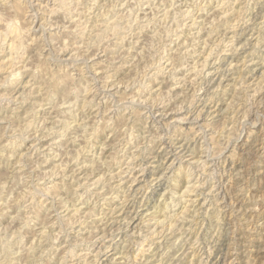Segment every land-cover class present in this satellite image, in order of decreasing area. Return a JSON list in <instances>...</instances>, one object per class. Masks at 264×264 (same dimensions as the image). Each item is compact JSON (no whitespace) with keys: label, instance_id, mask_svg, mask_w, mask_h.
I'll return each mask as SVG.
<instances>
[{"label":"rangeland","instance_id":"obj_1","mask_svg":"<svg viewBox=\"0 0 264 264\" xmlns=\"http://www.w3.org/2000/svg\"><path fill=\"white\" fill-rule=\"evenodd\" d=\"M77 263L264 264V0H0V264Z\"/></svg>","mask_w":264,"mask_h":264},{"label":"bare ground","instance_id":"obj_2","mask_svg":"<svg viewBox=\"0 0 264 264\" xmlns=\"http://www.w3.org/2000/svg\"><path fill=\"white\" fill-rule=\"evenodd\" d=\"M252 1V0H251ZM250 5V4H249ZM32 7V6H31ZM199 8V7H198ZM69 10V9H68ZM226 10V9H225ZM36 11V10H35ZM237 11V10H236ZM226 19V18H225ZM77 20V19H76ZM219 24V23H218ZM184 25V24H183ZM78 26V25H77ZM76 26V27H77ZM247 26V25H246ZM225 27V26H224ZM227 27V26H226ZM237 27V26H236ZM209 28V27H208ZM202 32V31H201ZM232 35V34H231ZM205 37V36H204ZM20 38V37H19ZM206 38V37H205ZM227 41V40H226ZM20 42H23V41H20ZM250 42V41H249ZM12 43V42H11ZM14 43V42H13ZM16 43V42H15ZM216 43V42H215ZM255 45V44H254ZM13 46V45H12ZM11 46V48H12ZM23 46V44H22ZM21 46V47H22ZM14 48V47H13ZM64 49V48H63ZM13 50V49H12ZM219 50V49H218ZM62 51V50H61ZM252 51V50H251ZM13 52V51H12ZM201 54V53H200ZM221 54V53H220ZM12 55V54H11ZM5 60V59H4ZM189 60V59H188ZM247 62V61H246ZM10 64V63H9ZM231 65V64H230ZM6 66V65H5ZM68 66V65H66ZM229 66V65H228ZM260 66V65H259ZM17 69V68H16ZM5 70V69H4ZM12 70V69H11ZM14 70V69H13ZM8 72V71H7ZM193 72V71H192ZM190 74V73H189ZM21 75V73H20ZM67 74H65L66 76ZM16 76V75H15ZM14 78V77H13ZM51 79V78H50ZM65 81V80H64ZM29 82V81H28ZM59 82V81H58ZM243 82V81H242ZM22 88V87H21ZM253 88V87H252ZM111 89V88H110ZM107 90V89H106ZM21 91V90H20ZM87 92V91H86ZM254 92V91H253ZM114 93V92H113ZM195 95V94H194ZM114 96V95H113ZM4 97V96H3ZM258 98V97H257ZM248 99V98H247ZM251 101V100H250ZM73 102V101H72ZM207 102V101H206ZM89 105V104H88ZM90 106V105H89ZM189 107V106H188ZM110 109V108H109ZM181 109V108H180ZM217 110V109H216ZM232 111V110H231ZM201 112V111H200ZM66 113V112H65ZM143 113V112H142ZM103 118V117H102ZM124 118V117H123ZM192 119V118H191ZM5 120V119H4ZM139 121V120H138ZM58 124V123H57ZM32 125V124H31ZM165 125V124H164ZM62 127V126H61ZM97 127V126H96ZM35 130V129H34ZM237 131V130H236ZM77 134V133H76ZM49 136V135H48ZM52 136V135H51ZM85 140V139H84ZM87 140V139H86ZM210 140V139H209ZM86 144V143H85ZM171 144V143H170ZM105 145V144H104ZM211 145V144H210ZM103 146V144H102ZM189 146V145H188ZM88 150V149H87ZM77 152V151H76ZM235 152V151H234ZM127 153V152H126ZM220 153V152H219ZM175 158V157H174ZM119 160V159H118ZM99 161V160H98ZM188 162V161H187ZM198 162V161H197ZM59 164V163H58ZM108 166V165H107ZM73 170V169H72ZM84 171V170H83ZM214 174V173H213ZM133 178V177H132ZM82 182V181H81ZM80 184V183H79ZM129 185V184H128ZM145 185V184H144ZM192 186V185H191ZM215 187V186H214ZM220 191V190H219ZM127 193V192H126ZM248 194V193H247ZM112 196V195H111ZM179 199V198H178ZM87 200V199H86ZM188 209V208H187ZM185 210V209H184ZM4 211V210H3ZM148 213V212H147ZM182 217V216H181ZM11 219V218H10ZM91 222V221H90ZM172 224V223H171ZM174 227V226H173ZM160 234V232H159ZM165 234V233H164ZM218 237V236H217ZM40 243V242H39ZM142 243V242H141ZM185 245V244H184ZM228 245V244H227ZM39 246V245H38ZM167 246V245H166ZM175 246V245H174ZM171 247V246H170ZM229 247V246H228ZM92 252V251H91ZM81 255V254H80ZM198 255V254H197ZM142 257V256H141ZM155 259V258H154ZM63 260V259H62ZM60 261V260H59ZM206 263V262H205ZM78 264V263H77Z\"/></svg>","mask_w":264,"mask_h":264}]
</instances>
